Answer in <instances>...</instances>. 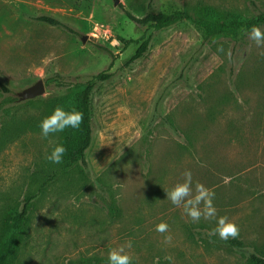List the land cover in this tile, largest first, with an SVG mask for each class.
<instances>
[{"label":"rangeland","instance_id":"374dc122","mask_svg":"<svg viewBox=\"0 0 264 264\" xmlns=\"http://www.w3.org/2000/svg\"><path fill=\"white\" fill-rule=\"evenodd\" d=\"M149 2L165 12L206 5L254 12L251 0H0V79L8 88L0 87V240L13 208L55 165L46 157L60 135L44 138L39 128L45 102L68 93V83L104 75L91 94L88 180L63 176L45 189L11 264H76L129 241L134 264L264 258V45L248 32L238 41H205L185 20L156 32L146 55L126 66L135 45L122 39L142 32L120 4L142 15ZM41 14L73 30L31 18ZM57 74L67 86L46 83ZM40 79L45 92L22 100L19 93ZM185 170L193 190L200 182L214 192L217 215L238 224V238L221 240L212 235L215 219L193 222L167 199ZM161 221L167 233L155 230Z\"/></svg>","mask_w":264,"mask_h":264},{"label":"trees","instance_id":"16d2710c","mask_svg":"<svg viewBox=\"0 0 264 264\" xmlns=\"http://www.w3.org/2000/svg\"><path fill=\"white\" fill-rule=\"evenodd\" d=\"M253 11L245 13L235 8H216L211 5L199 6L194 10L184 9L173 12H165L156 9L151 2L147 11L138 15L129 10L124 4H120L121 9L134 25L142 32L137 39H122L126 46L135 45V49L128 56L125 65L129 66L137 60L143 58L149 51L154 34L182 21H189L194 24L202 33L205 41H213L220 38L238 41L242 36L250 31L251 26L264 25V7L257 5L255 0H251ZM34 20L45 22L54 26L73 30L67 23L50 14L34 15ZM104 76L97 75L95 78L83 83L67 84L70 89L68 93L47 99L45 102V116L51 114L57 106H64L66 110L75 107L84 113V120L78 129L67 128L59 132V142L67 149L63 161L55 164L51 171L44 174L38 186L29 191L22 200L19 207L13 208L11 223L8 227V234L0 240V264H11L20 251L27 232V223L31 214L34 201L45 191V189L56 179L68 177L72 182H86L88 180L87 151L90 148L94 137V123L91 114V94L97 81ZM57 82L62 87L67 86L66 82L59 80V75L49 77L46 83ZM0 87L8 91L4 82L0 79ZM37 98V97H36ZM33 99H28L32 102ZM171 125L174 134H179V128L175 119L170 115L165 118ZM77 174V176H76ZM109 213L117 217L122 211L119 205L113 203L109 207ZM76 264H109L108 257L91 256L83 257ZM132 264H134L132 262ZM249 264H264V258L256 253L250 254Z\"/></svg>","mask_w":264,"mask_h":264},{"label":"clouds","instance_id":"9594fccd","mask_svg":"<svg viewBox=\"0 0 264 264\" xmlns=\"http://www.w3.org/2000/svg\"><path fill=\"white\" fill-rule=\"evenodd\" d=\"M248 36L257 46L264 45V31L259 26L253 25L248 32ZM84 120V113L75 107L66 110L64 106L57 105L51 114L45 116L40 124L41 136L47 138L50 134L65 131L67 128L78 129ZM67 149L62 144H56L46 159L53 164H60ZM183 181H178L171 189L165 190L167 199L177 207L183 205L184 213L193 221L198 222L202 217L205 220H216V227L212 230V235H218L223 241L238 238L240 228L238 224L227 215H217L215 207L214 192L204 184L197 182L195 190L192 187V173L185 170ZM202 206V207H201ZM159 233H167L169 225L161 221L155 226ZM171 236H165V241H170ZM131 241L126 245L110 249L108 253L109 264H132V257L125 248H131Z\"/></svg>","mask_w":264,"mask_h":264},{"label":"water","instance_id":"95a60500","mask_svg":"<svg viewBox=\"0 0 264 264\" xmlns=\"http://www.w3.org/2000/svg\"><path fill=\"white\" fill-rule=\"evenodd\" d=\"M116 3H119V0H116ZM86 38L87 35H84L83 41H85ZM44 92H45V83L43 79H40L31 86L23 89L19 94L22 100H28V99L36 98L42 95Z\"/></svg>","mask_w":264,"mask_h":264}]
</instances>
